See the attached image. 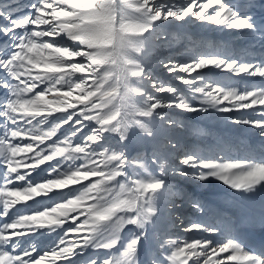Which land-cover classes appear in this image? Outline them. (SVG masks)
I'll return each mask as SVG.
<instances>
[{
    "label": "snow or ice",
    "instance_id": "obj_1",
    "mask_svg": "<svg viewBox=\"0 0 264 264\" xmlns=\"http://www.w3.org/2000/svg\"><path fill=\"white\" fill-rule=\"evenodd\" d=\"M193 19L235 30L258 55L188 38L186 53L158 56L163 23ZM117 31L136 39H121L130 63L105 86L97 45ZM0 41V264H264V244L240 238L264 232V211L239 223L217 216L170 179L253 193L264 162L225 160L223 139L208 152L182 143L184 121L166 111L206 113L264 138V86L240 91L205 71L264 82V0H0ZM157 63L183 87L154 75ZM257 106L262 119L229 115ZM184 206L201 217L188 221Z\"/></svg>",
    "mask_w": 264,
    "mask_h": 264
},
{
    "label": "rangeland",
    "instance_id": "obj_2",
    "mask_svg": "<svg viewBox=\"0 0 264 264\" xmlns=\"http://www.w3.org/2000/svg\"><path fill=\"white\" fill-rule=\"evenodd\" d=\"M228 2L232 3L235 2V0H228ZM161 32L167 34V39H158L156 41L157 45H164V47H159L157 49L158 56L186 53V41L188 38L197 41H207L213 44H223L245 53L249 57H254L258 55L259 52L258 44L238 36L235 30L226 31L216 25L207 23L202 24L200 21L194 19L191 23L179 22L178 25L164 22ZM125 35H128V37L123 39L124 41H134L136 39L131 33L125 32ZM57 39L71 46H75L72 41H67L66 37H58ZM121 39L116 53L113 48L116 41L115 37L102 41L97 45L101 54L99 63L96 65V74L98 78L103 80L105 86L114 85L122 74V70L130 63L128 54L131 52V48L128 46L121 47ZM177 39L179 40L178 43L176 42ZM2 43L3 41H0V44ZM205 71L211 72L214 78H230V82H234V85L240 91L252 90L253 88L264 86V82H262L259 77H236L231 73L215 69H206ZM153 73L166 83H172L183 87V85H179V82L174 80L172 75H170L159 63L153 65ZM39 90L40 89H37V91ZM163 95L167 94L165 93ZM166 111L176 113V118L184 121L186 127L181 130L180 136L182 143L208 152L213 151L216 148L218 140L223 139L227 142L225 147V160H249L257 163L264 162V138L259 136L258 129L250 126L234 125L230 122H224L223 120H216L210 118L206 113H184L176 109ZM249 113L252 114L248 116V118L253 120L262 119L258 114L259 106H257L256 110L234 111L229 115L247 116ZM63 131L64 129L60 130L61 133H63ZM85 131H87V129H85ZM24 143H27V141H24ZM51 163H55V161ZM47 167L48 164L42 165L41 169L37 170V172L41 174L39 176L34 175V178L41 179L46 177L47 173L42 172V169H46ZM170 179L175 186L181 187L187 192L194 194L211 213L217 216L235 220L239 223L251 218L258 220L262 211H264V185L259 186L253 193H240L216 180L201 184L198 181L187 180L180 176H173ZM76 187H82V185ZM63 191H70V189ZM60 194V191H54L50 196H58ZM49 198L50 197H38L36 199L44 201ZM34 203L35 200L29 201V204ZM19 207L25 206L20 205ZM179 211L184 213L188 221H195L202 215L200 213H195L190 206H184L179 209ZM169 231L175 233L181 240L201 238V235L195 231L180 232L179 229L172 228H170ZM260 231L261 230L257 228L255 232ZM54 235L55 234H53V237L39 239L37 241L38 247L43 248L50 246ZM20 239L22 240L21 248L27 247L28 244L23 243V241H27L29 238L23 237ZM222 255L226 257L228 253Z\"/></svg>",
    "mask_w": 264,
    "mask_h": 264
},
{
    "label": "bare ground",
    "instance_id": "obj_3",
    "mask_svg": "<svg viewBox=\"0 0 264 264\" xmlns=\"http://www.w3.org/2000/svg\"><path fill=\"white\" fill-rule=\"evenodd\" d=\"M260 236L264 237V232H262V231H260V232H255V231L249 232V231L242 229L240 238L244 241L246 247L251 248V247H255L254 245H256L257 247H255V249H253V250H257V249H259L258 243H257V238ZM262 244H264V242Z\"/></svg>",
    "mask_w": 264,
    "mask_h": 264
},
{
    "label": "trees",
    "instance_id": "obj_4",
    "mask_svg": "<svg viewBox=\"0 0 264 264\" xmlns=\"http://www.w3.org/2000/svg\"><path fill=\"white\" fill-rule=\"evenodd\" d=\"M215 200V199H214ZM216 201V200H215Z\"/></svg>",
    "mask_w": 264,
    "mask_h": 264
}]
</instances>
